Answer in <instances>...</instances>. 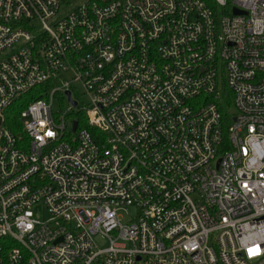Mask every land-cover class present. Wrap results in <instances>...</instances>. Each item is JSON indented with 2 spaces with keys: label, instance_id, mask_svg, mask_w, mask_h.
I'll return each instance as SVG.
<instances>
[{
  "label": "built area",
  "instance_id": "1",
  "mask_svg": "<svg viewBox=\"0 0 264 264\" xmlns=\"http://www.w3.org/2000/svg\"><path fill=\"white\" fill-rule=\"evenodd\" d=\"M73 1L0 0V264H264V0Z\"/></svg>",
  "mask_w": 264,
  "mask_h": 264
},
{
  "label": "rangeland",
  "instance_id": "2",
  "mask_svg": "<svg viewBox=\"0 0 264 264\" xmlns=\"http://www.w3.org/2000/svg\"><path fill=\"white\" fill-rule=\"evenodd\" d=\"M86 0H74L73 1V5L77 6L80 5L82 3H84ZM57 107V105H56ZM229 112L234 113V107L230 106ZM36 212L38 213V216L45 220L49 217V214L47 213V211L44 208H41L39 211L38 209H36ZM119 214L121 216V221L123 224H131L137 217L138 215V209L134 206L129 207L127 210L123 209L121 211H119ZM95 240L97 242V244L100 247H106L108 246V241L106 239H104L101 235H95Z\"/></svg>",
  "mask_w": 264,
  "mask_h": 264
},
{
  "label": "trees",
  "instance_id": "3",
  "mask_svg": "<svg viewBox=\"0 0 264 264\" xmlns=\"http://www.w3.org/2000/svg\"><path fill=\"white\" fill-rule=\"evenodd\" d=\"M40 96L42 95H35V93H31L29 94L28 96V101L25 103H17L12 109V116H11V119H9V121H18V116L20 114V112L26 107L27 103H29V101L33 100V99H36V98H39ZM230 106V105H229ZM220 111L222 113V117H223V122L225 125H228L229 121H230V118H229V111H228V101H225V104L221 105L220 106ZM83 116L80 117V120L81 122L83 123ZM84 124H85V121H84Z\"/></svg>",
  "mask_w": 264,
  "mask_h": 264
},
{
  "label": "water",
  "instance_id": "4",
  "mask_svg": "<svg viewBox=\"0 0 264 264\" xmlns=\"http://www.w3.org/2000/svg\"><path fill=\"white\" fill-rule=\"evenodd\" d=\"M68 95H69V96L71 95L70 91H68ZM73 103H74V105H77V102H76V101H73ZM77 125H78V123L75 122V123H74V130L76 129Z\"/></svg>",
  "mask_w": 264,
  "mask_h": 264
}]
</instances>
